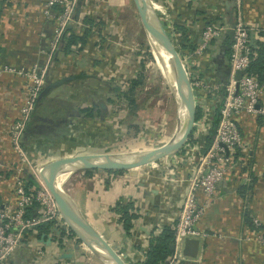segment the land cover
Wrapping results in <instances>:
<instances>
[{
	"label": "crops",
	"instance_id": "1",
	"mask_svg": "<svg viewBox=\"0 0 264 264\" xmlns=\"http://www.w3.org/2000/svg\"><path fill=\"white\" fill-rule=\"evenodd\" d=\"M246 1L242 4V8L245 5L242 19L248 26L250 41L258 40L264 45V0H257L258 4L254 0ZM43 2L44 0H0V64L5 62L30 66L34 61L42 64L45 60L46 64L51 59L47 66L51 69V81L78 71H84L89 76L72 77L50 86L33 105L21 138L29 158L28 167H31L30 164L39 166L44 160L54 156L98 152L96 147L99 146L95 143L96 139L98 140L96 128L92 126L95 124V115L90 117L79 111V108L96 102L91 100L88 104H75L71 100H65V96L63 100L53 97L51 90L60 89L68 82L73 83L72 87L74 84L79 86L78 81H85V78L94 75L97 65L93 62L97 57L92 56L90 51L95 52L97 43L92 42L100 37L97 34H102L101 30H97L100 26L95 23L91 25L89 41L76 53L56 50L53 56L45 55V49H48L52 38L54 23L51 17L42 13ZM150 2L171 43L187 65L188 72L200 81L192 88L195 106L200 107L201 112L194 118L190 131L192 136H200L212 124V108L215 103L221 101L228 77V57L224 52L223 37L230 35L231 38L232 26L225 22L228 12L224 0ZM75 10L78 16V23H75L80 27L84 24L80 22L83 17H93L96 20L105 14L101 0H76ZM213 16H217L213 23L218 19L223 20L227 29L223 31L220 26L218 34L205 41L201 37V29L206 20L212 19ZM176 24L185 27L187 40H181ZM188 42L194 45L186 48L183 44ZM203 42L204 46L201 47ZM50 56L54 57V60H48ZM22 81H25L22 76L0 73V94L3 92L4 96L7 95L11 99H0V117L7 118L4 116L6 110L11 118L18 114L23 93ZM51 81L47 80V83ZM76 92L79 91L74 90L75 96ZM256 105L260 108L259 111H241L236 115V124L246 153L236 151L232 155V165L217 181L215 193L197 222L201 233L190 237L195 239V245L191 246L194 253L188 256L189 264H264V242L260 240V237H264V92L260 94ZM60 126L64 128L60 129ZM2 138L0 135L1 142ZM19 166L20 163L17 162V170ZM181 167L175 170L174 179L169 180L153 171L152 176L156 177L154 182L150 183L144 180V174L139 177L140 180H135L133 168L111 171L94 168L89 175H85L81 169L82 175L79 174L80 176L73 180L72 200L107 242L118 247L119 251L116 250L120 253L115 251L122 256L126 264H140L147 236L151 232H157L162 223L173 224L175 220L184 189L183 176H186L187 169L190 171L192 165ZM9 180H0L1 203L12 199ZM146 185L148 188L144 190ZM197 198L202 199L201 192H197ZM127 200L132 201V210H136L138 214L132 219L128 236L121 230L119 212L115 206L117 201ZM154 205L156 208L151 209ZM34 211L36 210L33 208V212L27 216L34 215ZM253 217L258 219L257 225L253 223ZM60 230L61 238L66 234L65 229L62 225L54 223L48 231L40 232L39 235L35 227L24 231L25 239L31 246H40L44 251L43 255L38 256L24 241L5 259L0 260V264H54L56 259L53 258V236ZM133 244H138L139 247H133ZM135 249L139 254L137 257L131 258L126 254Z\"/></svg>",
	"mask_w": 264,
	"mask_h": 264
},
{
	"label": "rangeland",
	"instance_id": "2",
	"mask_svg": "<svg viewBox=\"0 0 264 264\" xmlns=\"http://www.w3.org/2000/svg\"><path fill=\"white\" fill-rule=\"evenodd\" d=\"M101 1L104 4L105 14L100 15L101 17L99 16L96 20L102 34H97L100 37L97 41L95 40L97 44L94 50L96 53L90 51L92 56L97 57L93 62L95 66H98L94 69V75L85 78V81H78L79 86L78 84H74V88L72 87L73 83H64L62 88L51 90V93H54L52 96L59 97L62 100L63 96H65V100H71V102L79 105L83 103L88 104L91 100L96 103L102 102V108L104 109L94 113L95 118L93 122L95 124L92 125L93 128H96L95 130L97 132L98 140L96 139L95 143L99 145L96 147L98 152L155 149L175 133L177 123L180 119H178L177 114V104L179 107V102L176 99L172 81L169 77L167 78L164 72L167 66L162 62L158 50L151 44L147 37L141 16L132 0ZM243 2L247 1L224 0L225 6L230 7H228L230 12L225 7L228 12L225 22L229 23L232 27L238 14L240 13L239 17L241 18L243 16L242 10L245 9V5L242 8ZM254 2L258 4L257 0H254ZM149 3L151 4L150 0ZM77 10H75L74 4L71 13L73 20L78 17ZM81 21L83 22L82 19H80ZM206 24H214L217 27L221 26L223 31L227 29L223 20L220 21L219 19L215 23ZM107 26H109L108 29ZM58 42L59 39L54 44V48L50 53L49 44L48 49H45V55L48 53L49 55L54 54ZM72 52L76 53L77 49H73ZM181 59L183 61V58ZM52 60H54V57ZM48 62L45 64L44 60L43 63L40 62L42 64H38L34 61L30 64L36 63V65H41L39 66L43 70L41 86L45 85L47 80L51 81L50 79L53 78L50 75L51 69L47 67L49 65ZM44 64L45 68L43 66ZM9 66L13 67V69L8 70ZM29 68L30 66H17L5 62L0 64V73L10 74L12 76L18 75L25 78V81H22L23 93L19 108L25 101L27 94L26 71ZM185 69L189 76L191 86H197L200 83V81L198 83L196 82L198 78L188 72L187 65H185ZM74 90L79 91L76 92L78 97L77 95L75 96ZM4 95L2 92L0 99L11 100L7 95ZM42 96L43 94L37 99H41ZM4 116L7 118L0 117V135L4 138H2V142L0 140V180L4 182V180H9L10 178L8 185H11L12 188L17 181L23 183L26 180L31 182L28 184L29 186L42 187L41 176L37 170L38 165L30 164L31 167H28V154L21 144L22 133L25 131L26 126H23L19 137L20 148L17 150V147L13 144L17 137V129L14 127L16 117L11 118L8 110H6ZM16 116H18L17 113ZM88 121L90 122L92 120ZM61 128L64 127L60 126ZM201 142L202 140L200 141L199 136L187 137L177 150L147 163L130 167L133 168L134 179L140 180L139 177L144 174V180H148L149 183L154 182L156 176H152L153 171L165 180L174 179L176 169L179 170L182 168L181 166H189V164L191 166L193 160L190 156H197L199 151L202 152L201 147L198 146ZM244 152L246 153V147L244 148ZM17 162L20 163L18 170ZM95 169L92 168L91 171L93 172ZM79 174H81V170L71 169L64 174L65 179L60 181L59 185L57 184L73 204L75 202L72 200L74 194L71 187L74 178L79 177ZM183 181H185V176H183ZM147 188L146 185L144 190ZM12 193H14L13 190ZM155 208V205L151 206V209ZM34 210H37V207H34ZM36 212L34 211V213ZM54 215L57 216V221L60 222L66 232L61 238L54 239L53 247L55 251L53 258L56 259L54 264H103L94 254L85 238L65 220L59 209L55 211ZM24 229L25 231L30 230L28 228ZM112 247L115 250L118 249L117 246ZM136 251V249L131 250V252L128 251L126 254L134 258L139 255ZM60 260L62 263H60Z\"/></svg>",
	"mask_w": 264,
	"mask_h": 264
},
{
	"label": "built area",
	"instance_id": "3",
	"mask_svg": "<svg viewBox=\"0 0 264 264\" xmlns=\"http://www.w3.org/2000/svg\"><path fill=\"white\" fill-rule=\"evenodd\" d=\"M75 3L76 0H44L42 13L46 17L54 18L49 53L57 40L60 39L65 28L78 23L76 19L71 18ZM53 4H58L59 10L53 11ZM218 32L219 27L214 24H206L201 29V37L207 41L216 36ZM249 41L248 26L238 15L232 27L228 56L229 71L223 87L224 93L218 106V120L214 126L209 145L202 152L199 151L197 156H190L193 164L185 176L182 199L172 224V248L163 264H189V255L183 251L184 241L186 238L201 233L197 227V222L204 207L215 193L217 181L225 175L232 165V155L238 150L244 151L245 148L236 124V115L241 111L257 112L260 110L256 103L262 93L261 84L255 76L246 71L250 54L253 52ZM200 46L203 47L204 42ZM12 69L13 67H8V70ZM237 69L244 71L237 79V87H235L233 74ZM26 78L27 94L25 101L19 108L14 124L17 129V137L13 144L17 150L20 148L19 137L23 126L37 91L41 87L42 68L33 63L26 71ZM196 82L198 83L199 80ZM201 145L202 142L198 144L199 147ZM41 183L42 187L30 186L25 188L20 181H17L13 185L12 199L6 203L0 202V260L5 259L21 242L26 241V244L30 245L24 237V228L31 230L37 222L51 219L54 224L61 225L57 221V216L54 215L55 211L58 210L57 205L42 181ZM197 192H201V200L197 198ZM33 201L38 204L36 206L37 212L32 216H27L25 215V208ZM252 221L255 225L259 223L255 217L252 218ZM260 240L264 242V237H260ZM31 247L38 256L43 255L44 251L40 246Z\"/></svg>",
	"mask_w": 264,
	"mask_h": 264
},
{
	"label": "water",
	"instance_id": "4",
	"mask_svg": "<svg viewBox=\"0 0 264 264\" xmlns=\"http://www.w3.org/2000/svg\"><path fill=\"white\" fill-rule=\"evenodd\" d=\"M132 1L138 9L145 33L149 38L151 44L155 47L160 48L161 50H163V52L167 53L171 57L172 62H170V64L178 72L183 89L180 102L185 108V120L182 123V126L179 129L176 128L175 133L167 141L152 150L71 153L48 158L40 163L37 167L44 186L50 192L62 216L65 218L64 214H66L67 216L77 221L81 225V227L85 229L86 235L97 243V245L102 249L105 256L114 264L126 263L122 256L115 251V249L107 242V240L83 216V214L79 211L75 204H73L71 200L60 190L55 181L50 177L49 171L53 166L56 165H62L69 170H81L85 168L124 169L138 166L177 150L184 143L191 131L195 118V99L193 88L191 86L189 76L180 57V54L178 53L175 46L171 43L166 30L161 24L159 18H157V15L154 12V9L152 8L149 1ZM227 10L230 12L229 8H227ZM243 71V69L235 70L233 74L235 87H237V79L243 73ZM71 77V75H65L46 83L39 91L37 98H39L40 95L44 94L47 91L46 89L50 86L58 84L63 80L70 79ZM98 104L100 106H103L102 102H99ZM192 244L195 245L194 238L185 239L183 247V251L185 254L193 255L194 251L191 250ZM169 247L172 248V243L169 244Z\"/></svg>",
	"mask_w": 264,
	"mask_h": 264
},
{
	"label": "trees",
	"instance_id": "5",
	"mask_svg": "<svg viewBox=\"0 0 264 264\" xmlns=\"http://www.w3.org/2000/svg\"><path fill=\"white\" fill-rule=\"evenodd\" d=\"M52 10L53 11L59 10V5L53 4ZM215 19H217V16H213L212 19L208 18L205 23H213ZM52 20L54 23V18H52ZM82 20L84 24L81 27L77 26V24H72L65 28L63 34L61 35L59 39L56 50H59L63 53H71L73 49H77L78 51L80 48L86 45V43L89 41L90 34L92 33V31L90 30L91 25H93L94 23L95 24H98V23H97V20H94L93 17H83ZM176 26L179 29V36L182 37L181 40L182 39L187 40V33H186L185 27L181 24H176ZM230 39H231L230 35L229 36L225 35L223 37V42L225 44L224 52L227 55V57L229 56V52H230V41H231ZM93 44H95V41L93 42ZM249 44L253 52L250 54V60L248 62L246 71L257 78V80L261 84L262 92H264V45L262 42L258 40L256 42L249 41ZM183 45H185L186 48H191L194 44H191L188 42ZM71 76L72 77H88L89 74H86L84 71H78V72H74ZM40 88L37 91V94L34 98V102H33L34 104L38 101L37 95L39 91L41 90ZM219 104H220V101L218 103H215L212 108L213 113H212L211 126L207 129L205 133L199 136L200 141L202 140V145L200 148L201 150H204V148H206L211 141V137L214 131V125L217 123V120H218ZM102 109L104 108L100 107L99 104L95 103L93 105H88V106L79 108V111L84 112V114L87 116L93 117L96 111L98 110L101 111ZM200 112H201L200 107L196 105L195 106V118H197L200 115ZM28 119L25 122L26 127L28 124ZM188 137L189 138L193 137L191 132L189 133ZM21 144L23 146L22 141H21ZM91 169L92 168H85L83 169V173L85 175H89L91 173ZM106 170L111 171V170H117V169H106ZM30 183H31L30 181L26 180L25 182L22 183V185L25 188H28L30 187L28 185ZM12 189L13 188H11V190ZM37 205H38L37 202L33 201L32 204H30L29 206L25 208V215L31 214L33 212V208L36 207ZM115 206H116V210L119 212L121 230L124 235L128 236L130 234L129 229L132 224V219H134L138 214L134 210H132L133 206H132L131 200L130 201L127 200L124 202L117 201L115 203ZM245 218L246 220H248L247 215H245ZM52 223H53L52 219L42 220L34 224L33 227H35V229L37 230V234L39 235L40 232L48 231ZM61 232L62 231L60 230L59 233L57 235H54L53 237L56 239L59 238L60 234H62ZM172 234H173L172 224H168V223H162L157 232L155 233L151 232L147 236L146 248L143 253V258L140 260V264H163L165 259L171 252V248L169 247V244L171 243ZM133 247L138 248L139 246L138 244H133Z\"/></svg>",
	"mask_w": 264,
	"mask_h": 264
},
{
	"label": "bare ground",
	"instance_id": "6",
	"mask_svg": "<svg viewBox=\"0 0 264 264\" xmlns=\"http://www.w3.org/2000/svg\"><path fill=\"white\" fill-rule=\"evenodd\" d=\"M155 48L158 50L162 62L167 66L165 68L164 72L166 73L167 78L169 77L170 80L172 81V84H173V87H174V90H175V94H176V99H178V102H179V107L180 108L178 107V104H177L178 119L180 118L179 121H178V126L179 127L177 126V129H179L182 126V123L185 120V108L182 105V103L180 102V99H181V96H182V93H183L182 85H181V82H180V79H179L178 72L170 64V62H172L171 57L167 53L163 52V50H161L160 48H158V47H155ZM67 171H70V170L68 168L62 166V165H56V166H53L50 169L49 175L56 182V184L59 185L60 181L65 179L64 174ZM64 216H65L66 220L72 226H74V228L85 238L86 242L91 246L94 254L102 261L103 264H114L113 262H111L105 256V254L103 253L102 249L97 245V243L86 235L85 229L83 227H81V225L77 221H75L71 217L67 216L66 214H64Z\"/></svg>",
	"mask_w": 264,
	"mask_h": 264
}]
</instances>
